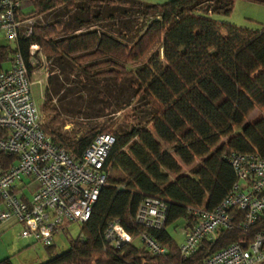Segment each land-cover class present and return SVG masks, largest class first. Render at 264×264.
Masks as SVG:
<instances>
[{
  "label": "trees",
  "instance_id": "obj_1",
  "mask_svg": "<svg viewBox=\"0 0 264 264\" xmlns=\"http://www.w3.org/2000/svg\"><path fill=\"white\" fill-rule=\"evenodd\" d=\"M25 1L31 8L22 19L45 17L61 8L76 12L80 6L88 7L89 19L82 22L75 18L74 25L72 21L69 25L37 22L30 37L21 32L14 46L0 45V71L16 53L28 63L33 45L41 48L47 62L60 67L70 59L80 66L93 63L84 68L88 72L119 63L133 66L149 58L134 74L123 73L130 77L134 97L151 111L144 123L129 131H117L109 125L64 139L59 130L66 123L53 103L64 89H58L52 77L48 79L40 109L46 116L43 130L55 145L70 151L75 159L99 135L113 136L115 145L106 162V185L89 220L82 225L81 235L64 252L56 253L54 246L45 248L48 259L41 264H200L231 244L246 247L256 234L264 232L263 210L247 234L219 231L191 259L182 261L167 231L178 222L185 223L189 210L212 211L230 193L236 177L224 161L225 155L252 154L264 159V27L260 31L239 29L194 12L208 3L214 11L217 5L228 15L232 10L229 0H172L162 5H129L150 19L129 36L122 32L125 27L110 33L93 30L105 19L101 13L91 15L89 10L117 7L114 1ZM251 1L264 4V0ZM108 19L116 20L111 15ZM107 74H115V80H120L119 73ZM15 161L14 155L0 153L4 170ZM118 187L124 189L118 191ZM144 198L167 205L161 231L136 224V211ZM113 220L133 238L144 231L150 233L168 248V255L153 257L134 244L121 250L110 248L104 234ZM0 264L10 261L5 259Z\"/></svg>",
  "mask_w": 264,
  "mask_h": 264
},
{
  "label": "built area",
  "instance_id": "obj_2",
  "mask_svg": "<svg viewBox=\"0 0 264 264\" xmlns=\"http://www.w3.org/2000/svg\"><path fill=\"white\" fill-rule=\"evenodd\" d=\"M25 0H0V31L9 44L19 36L32 35L35 21L22 19L28 9ZM28 63L20 53L8 59L11 67L0 71V153L14 155L15 163L0 167V225L14 220L21 225L20 237L44 248L68 233L72 224H85L106 185V162L115 138L97 136L79 159L55 145L43 130L46 116L32 96V74L36 67H46L47 60L39 46L29 48ZM43 67V69H44ZM47 71V70H46ZM232 167L236 182L230 193L212 211L189 210L180 230L183 243L178 246L182 261L191 259L219 231L247 234L264 210V159L252 154L231 153L223 157ZM35 184L30 200L23 199V181ZM119 190L124 188L118 187ZM167 205L144 198L135 215L136 224L153 231L164 229ZM105 242L114 250L140 240L153 257L164 258L167 247L144 231L133 238L118 220L108 223ZM200 264H264V232H259L246 247L231 244L205 258Z\"/></svg>",
  "mask_w": 264,
  "mask_h": 264
},
{
  "label": "rangeland",
  "instance_id": "obj_3",
  "mask_svg": "<svg viewBox=\"0 0 264 264\" xmlns=\"http://www.w3.org/2000/svg\"><path fill=\"white\" fill-rule=\"evenodd\" d=\"M114 1L117 7L105 5L90 9L91 15L101 13L104 21L93 28L99 32L110 33L111 29L122 30L124 34L132 36L139 27L145 26L150 19L139 12L129 9V5L134 3L145 5H162L172 0H109ZM232 3L231 13L222 14L221 9L214 6L216 10L210 8L211 4H202L194 12L201 16H206L218 23L227 24L239 29L250 31H260L264 27V4L251 0H229ZM76 12H67L56 9L40 17L35 22L39 23H59L73 22L75 18L82 22L89 19L87 6H80ZM109 15L116 19L109 20ZM126 15H129L128 20ZM27 18V17H25ZM29 18V17H28ZM123 20V21H122ZM35 23V24H36ZM73 22L71 25H74ZM69 33L68 31L65 32ZM7 44L5 34L0 31V45ZM12 45V44H10ZM161 53V52H160ZM149 59V58H148ZM148 59L140 64L128 66H106L85 71V67L92 64L78 65L73 60H68L61 67L55 62H48L46 67L40 66L32 76V96L40 107L43 102L44 92L48 88V79L52 77L56 87L64 89L59 97L54 98V105L58 107L59 113L66 123L59 131L64 139H74L80 137L86 131L94 128L113 125L117 131H129L132 127L144 123L150 116V109L143 101L134 97V91L130 87V77L124 76V72L134 74L148 62ZM97 63V62H96ZM99 63V62H98ZM44 67V69H43ZM123 67V68H121ZM47 70V71H46ZM113 71L119 73V81H116L115 74H107ZM103 73V74H102ZM105 74V75H104ZM47 75V76H46ZM121 111L117 112V110ZM126 116V117H125ZM255 116L253 114L251 119ZM187 174V171H184ZM184 227L182 222H178L175 228L170 227L169 233L177 246L183 243L180 230ZM82 225L72 224L68 227V233L55 239L54 247L56 253L68 250L71 241L76 240L81 235ZM136 247H142L140 240L134 241ZM9 259L10 264H41L48 259L45 248L31 240L20 237V228L15 227L11 232L4 235L0 240V262Z\"/></svg>",
  "mask_w": 264,
  "mask_h": 264
},
{
  "label": "crops",
  "instance_id": "obj_4",
  "mask_svg": "<svg viewBox=\"0 0 264 264\" xmlns=\"http://www.w3.org/2000/svg\"><path fill=\"white\" fill-rule=\"evenodd\" d=\"M7 43L9 44V42L7 41ZM14 46V45H12ZM11 67V64H5L3 65V69L2 70H8L9 68ZM37 72H42V70H39V71H33V74L32 76L37 73ZM47 76V75H46ZM40 108V107H39ZM35 189V184L32 183L31 181L25 179L23 181V187H22V195H23V199L24 200H30L31 198V193L32 191ZM19 227L20 228V231H21V225L17 224L14 220H10L8 222H5L3 224L0 225V240H2V238H4V235H7V233L11 232L12 229H15V227ZM168 233H169V230H167ZM170 234V233H169ZM171 236V235H170Z\"/></svg>",
  "mask_w": 264,
  "mask_h": 264
}]
</instances>
